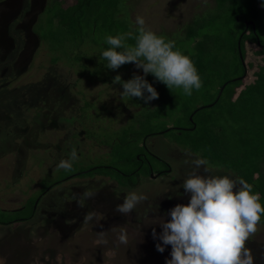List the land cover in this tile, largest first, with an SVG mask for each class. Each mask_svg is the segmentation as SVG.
<instances>
[{"label": "rangeland", "instance_id": "obj_1", "mask_svg": "<svg viewBox=\"0 0 264 264\" xmlns=\"http://www.w3.org/2000/svg\"><path fill=\"white\" fill-rule=\"evenodd\" d=\"M57 1L0 0V210L4 215L19 216L13 212L21 210L30 198L46 193L31 220L0 225V264H166L171 246H165L163 253L157 251L156 244L162 242L153 238V228L159 236L163 231L159 219L169 221L167 213L172 208L190 202L182 185L193 171L191 161L200 158L187 141H178L177 133L164 132L147 140L150 152L162 161L149 156L156 172L167 173L160 178L157 174L142 176L140 184L128 190L108 177H77L50 190L54 182L95 165L127 168L121 163V154L127 153H117L113 144L120 137H130L123 129L143 106H157L155 100H139V106L134 107L121 97V85L77 80L78 69L63 60L51 63L52 55L35 30L39 20L41 25L46 21L47 6ZM215 4V0H131L130 20L135 25L136 17L142 16L147 28L175 40L185 35V28L196 18L213 12ZM134 75H144L135 64L121 77L129 80ZM85 102L95 105L89 127L78 122ZM176 120V115L163 119L162 128L175 126ZM86 128L94 130L95 138L87 136ZM73 148L77 159L72 170L57 171L60 160L69 159ZM199 174L208 175L203 168ZM211 174L235 179L230 172L213 166ZM87 189L96 194L81 207L72 197L82 196ZM133 191L147 199L129 214L117 211ZM89 212L97 216L84 223ZM120 228L127 232L126 244L117 239ZM102 232L106 244L97 243ZM247 247L254 264H264L263 225H258Z\"/></svg>", "mask_w": 264, "mask_h": 264}, {"label": "trees", "instance_id": "obj_2", "mask_svg": "<svg viewBox=\"0 0 264 264\" xmlns=\"http://www.w3.org/2000/svg\"><path fill=\"white\" fill-rule=\"evenodd\" d=\"M67 1L59 0L47 6L43 22L46 21L41 25L39 20L35 30L52 55L51 63L63 60L70 68L78 69L77 80L99 79L106 84L113 83L117 75L121 76L134 63L113 71L106 67L107 61L101 54L109 47L108 35L135 32L136 26L130 20L131 0ZM215 1L213 12L196 18L185 28V35L175 39L176 49L195 64L202 87L193 89L192 95L187 96L182 89L169 90L149 74L147 81L159 93L155 100L157 106L153 109L143 106L123 129L125 133L130 132V137L124 140L120 137L113 144L117 153L120 150L127 153L121 154V163L127 168L95 165L64 181L54 182L50 190L71 178L95 176L108 177L117 181L121 188L134 189L142 176L156 173L149 156L162 162L150 152L147 140L164 132H175L181 144L187 141L192 151L207 159L211 166L230 172L235 178L242 177L253 185V192L260 194V202L264 204V0ZM249 22L254 26L247 27ZM125 43L134 45L135 40L128 39ZM139 100L142 101L140 98L125 99L134 107L139 106ZM94 106L85 102L80 109L78 122L82 127L91 125L87 123L94 119L91 113ZM175 115L176 125L163 129L161 121ZM137 126L140 131L133 130ZM85 130L89 138H95L93 129ZM185 133H188L186 137ZM140 134L142 138L138 137ZM102 143L112 145L111 142ZM121 145L129 146V150ZM163 174L167 173L159 172L160 176ZM41 195L30 198L21 210L13 212L19 216L4 215L6 212L0 210L3 213L0 225L31 220L44 196ZM260 224L264 226V216Z\"/></svg>", "mask_w": 264, "mask_h": 264}, {"label": "clouds", "instance_id": "obj_3", "mask_svg": "<svg viewBox=\"0 0 264 264\" xmlns=\"http://www.w3.org/2000/svg\"><path fill=\"white\" fill-rule=\"evenodd\" d=\"M142 16L135 19V32L128 31L116 36L108 35L106 43L109 47L102 51L101 57L107 61L106 67L113 71L122 65L134 63L137 69H142L144 75H134L132 79L123 81L117 75L113 84L123 88L122 98H140L149 103L159 98V93L145 78L152 74L157 81L162 82L169 90L182 89L191 96L193 89L199 90L202 81L191 58L176 49L175 40L158 36L145 26ZM135 40L134 45L125 43ZM147 94V95H146ZM77 159L73 148L69 159H61L57 171L72 170V162ZM193 171L187 174L183 189L190 194L187 205L178 204L167 215L169 221L159 219L163 229L159 236L153 228V238L162 242L156 244L157 251L163 253L165 246H171V259L166 264H254L251 249L247 247L249 239L257 232L264 204L259 193L253 192V185L242 177L235 179L228 175H212L211 165L204 158L191 161ZM203 168L207 176L200 175ZM96 193L87 189L82 196H73L79 206ZM147 197L129 192L117 211L129 214ZM97 216L89 212L84 223ZM113 229L112 231H115ZM105 232L98 233L97 243H107ZM119 243L128 242L127 232L120 228L117 237ZM163 245V246H162Z\"/></svg>", "mask_w": 264, "mask_h": 264}, {"label": "water", "instance_id": "obj_4", "mask_svg": "<svg viewBox=\"0 0 264 264\" xmlns=\"http://www.w3.org/2000/svg\"><path fill=\"white\" fill-rule=\"evenodd\" d=\"M250 25L254 26V24L252 22L247 23V27H249ZM240 47V46H239ZM240 49V48H239ZM242 57V56H241ZM151 177H154L153 173L151 174Z\"/></svg>", "mask_w": 264, "mask_h": 264}, {"label": "flooded vegetation", "instance_id": "obj_5", "mask_svg": "<svg viewBox=\"0 0 264 264\" xmlns=\"http://www.w3.org/2000/svg\"><path fill=\"white\" fill-rule=\"evenodd\" d=\"M143 157H145V155L143 156ZM154 175L155 174H157L155 177L157 178V177H159L160 175H159V172H156V173H153ZM160 178V177H159Z\"/></svg>", "mask_w": 264, "mask_h": 264}]
</instances>
